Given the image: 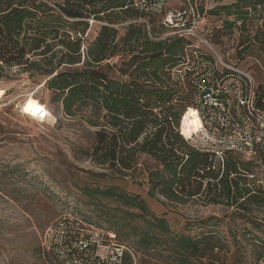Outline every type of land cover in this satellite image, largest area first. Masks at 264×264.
I'll use <instances>...</instances> for the list:
<instances>
[{
	"label": "trees",
	"instance_id": "1",
	"mask_svg": "<svg viewBox=\"0 0 264 264\" xmlns=\"http://www.w3.org/2000/svg\"><path fill=\"white\" fill-rule=\"evenodd\" d=\"M180 1L185 7V0ZM198 1L191 0L203 16ZM54 4L0 0V77L12 66L31 77H44L43 85L56 92L63 114L79 116L94 129L85 155L97 166L145 185L151 197L181 204L197 200L243 212L250 211V204L264 202V188L250 177V166L262 152L250 158L228 152L221 161L192 147L180 133V123L184 133L191 127V111L183 115L191 96L194 107L196 94L191 72L173 73L189 56L188 37L162 38L158 26H165L164 15L142 11L134 0ZM215 9L236 16L246 27L254 12L264 17V0H235ZM155 17L161 19L157 22ZM91 20L106 23L90 39ZM122 22L123 34L116 26ZM116 57L119 60L112 62ZM256 103L263 110L259 92ZM85 191L97 202H117L122 219H128L124 223L139 237V247L150 250L165 244L179 264H195L204 257H209L207 264H216L210 258L218 247L213 234L197 239L173 232L167 218L153 214L140 195L112 187Z\"/></svg>",
	"mask_w": 264,
	"mask_h": 264
},
{
	"label": "rangeland",
	"instance_id": "2",
	"mask_svg": "<svg viewBox=\"0 0 264 264\" xmlns=\"http://www.w3.org/2000/svg\"><path fill=\"white\" fill-rule=\"evenodd\" d=\"M56 1L64 0H51L53 5ZM233 2L199 0L203 16L197 30L222 58L251 75L264 110V17L260 11L254 12L243 27L236 16L213 11ZM183 8L180 0H171L167 11ZM146 18L149 19L148 15ZM155 19L158 22L161 18ZM103 23L106 22L90 21V39ZM125 23L116 24L121 34ZM168 31L166 26H158V34ZM255 36L259 42L250 43ZM186 37L193 45L187 52L190 56L199 50L214 57L209 45ZM118 60L116 57L112 62ZM181 68L183 73H177ZM184 72L182 65L173 70L174 76ZM44 80L41 76L31 77L17 66L7 68L0 77V90L4 92L0 96V264H61L44 247L43 237L64 213L114 232L119 242L136 252L138 264H179L178 257L165 244L150 250L139 247V237L124 223L117 202L112 198L97 202L85 191L97 187L119 188L140 195L153 214L167 218L173 232L197 239L213 234L218 247L210 258L217 260L216 264H264L263 200L250 204V211L243 212L221 204L204 205L197 200L181 204L151 197L145 185H138L130 177H119L85 155L94 129L79 116H65L56 92L44 86ZM30 98L38 100L46 112H30ZM188 104L193 108L192 96ZM257 156L250 166L254 173L250 177L264 188V155ZM208 262L209 257L195 260V264Z\"/></svg>",
	"mask_w": 264,
	"mask_h": 264
},
{
	"label": "built area",
	"instance_id": "3",
	"mask_svg": "<svg viewBox=\"0 0 264 264\" xmlns=\"http://www.w3.org/2000/svg\"><path fill=\"white\" fill-rule=\"evenodd\" d=\"M169 1L134 0V5L142 11L164 15L163 24L170 31L162 38L191 36L214 51V57L194 51L182 65L185 71L191 72L196 91L193 108L201 126L186 136L180 123V133L192 147L211 153L221 161L228 152L248 158L258 151L264 154V110L257 106L253 78L222 58L199 34L197 26L202 15L195 3L185 0L183 9L167 11ZM182 72V68L177 70ZM43 245L61 264H127V258L130 264H138L136 252L128 244L119 242L114 232L72 214L64 213L53 221L44 234Z\"/></svg>",
	"mask_w": 264,
	"mask_h": 264
},
{
	"label": "bare ground",
	"instance_id": "4",
	"mask_svg": "<svg viewBox=\"0 0 264 264\" xmlns=\"http://www.w3.org/2000/svg\"><path fill=\"white\" fill-rule=\"evenodd\" d=\"M3 93H4L3 90H0V96H2ZM27 105H28V109L30 112H34V111L46 112L44 106L40 104V102L34 98H30L27 102ZM190 111H191V127L187 133L183 132L186 136L191 135L194 131L198 130L201 126V121L198 115L196 114V110L194 108H189L187 112L184 113L183 117L186 114H188Z\"/></svg>",
	"mask_w": 264,
	"mask_h": 264
}]
</instances>
